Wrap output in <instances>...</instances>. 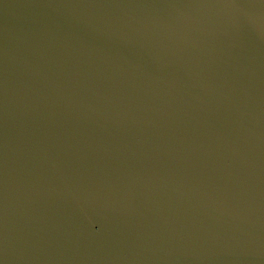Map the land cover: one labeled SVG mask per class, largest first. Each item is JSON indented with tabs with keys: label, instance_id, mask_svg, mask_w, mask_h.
<instances>
[{
	"label": "water",
	"instance_id": "obj_1",
	"mask_svg": "<svg viewBox=\"0 0 264 264\" xmlns=\"http://www.w3.org/2000/svg\"><path fill=\"white\" fill-rule=\"evenodd\" d=\"M0 264H264V0H0Z\"/></svg>",
	"mask_w": 264,
	"mask_h": 264
}]
</instances>
